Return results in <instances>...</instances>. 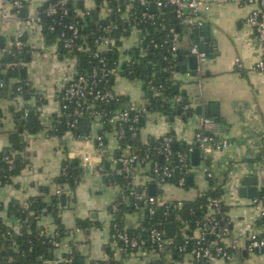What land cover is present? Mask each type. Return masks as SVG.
Wrapping results in <instances>:
<instances>
[{
  "label": "crops",
  "instance_id": "obj_1",
  "mask_svg": "<svg viewBox=\"0 0 264 264\" xmlns=\"http://www.w3.org/2000/svg\"><path fill=\"white\" fill-rule=\"evenodd\" d=\"M206 1L200 18L203 25H207L208 33L196 35L198 40L203 38L208 43L207 51L210 52L202 66V74L198 76L197 61L195 63L186 53L192 42H199L192 36L193 31L178 34L177 45L184 53L171 74L192 113L181 120L177 113L166 115L157 110L148 111L139 123V139L142 143H149L171 132L174 134L173 149H184L194 144V132L200 125V118L206 115L211 120L210 129L218 130L229 145L207 155L199 151L197 166L192 165L189 155L191 168L186 186L151 180L147 168L141 164L134 169L135 181L138 185H145L147 193L149 186L154 185L153 195L159 201H190L211 188V181L204 172V165H208L220 182V197L230 222L229 239L225 241L229 243L231 238L236 241L227 259L218 258L212 264H264V254L249 250L247 240L250 232L263 230L260 210L254 199L260 187H264V72L253 68L261 56L262 46L245 22L249 6L244 0ZM40 2L42 0L31 1L25 6L24 14L21 9L14 12L10 6L8 15L0 10V55L11 49L14 38L24 32V55L15 67L18 76L9 77L7 88L2 85L0 88V151L9 146L8 134L18 131L24 141L18 154L25 161L11 182L0 184L1 223L20 233L22 220L8 214L9 204L23 206L31 198L39 197L47 205L55 203L56 212L52 214L43 209L37 227L47 235L57 229L64 230L61 244L54 247L51 257L43 260V264H57V260L71 251L75 252L78 264L106 260L110 253L119 264L157 261L162 264H197L186 253L170 251L156 256L145 245L123 252L118 249V242L111 241L112 203L123 208L121 222L125 229H136L141 225L144 209L129 211V200L122 195L120 186L107 182L106 174L98 170L101 164L113 172L119 162L108 161L106 155L100 156L95 136H103L107 154L115 158L126 154L118 147L115 133L104 124L90 123L85 119L81 120L85 122L83 127L80 121L76 130L70 132L59 121L58 94L69 75L83 67L79 59L76 62L71 57L61 56L57 43L48 42L39 26L29 20L37 12ZM75 2L78 7H82L83 2L87 5L86 0ZM129 38L131 41H127ZM138 38L139 33L132 29L121 41L119 51L123 57L119 60L135 55L133 47ZM8 55H4L6 60L11 58ZM235 58L241 63L240 69L235 66ZM21 68L23 73H20ZM18 81L29 88L25 93L12 96L13 85ZM132 82L119 75L113 79L112 88L124 98L126 105L140 102L138 105L146 106L149 98L146 91L142 85L135 86ZM24 104L29 105L27 111L34 110V116L31 122L24 121L19 128L13 113ZM198 104L203 105L200 114L195 111ZM64 162L81 169L80 178L73 187L59 179ZM246 177L256 179L253 196L248 195V186L241 184ZM62 194L65 196L63 200L60 199ZM186 234L194 236L195 230L189 228Z\"/></svg>",
  "mask_w": 264,
  "mask_h": 264
},
{
  "label": "built area",
  "instance_id": "obj_2",
  "mask_svg": "<svg viewBox=\"0 0 264 264\" xmlns=\"http://www.w3.org/2000/svg\"><path fill=\"white\" fill-rule=\"evenodd\" d=\"M33 0H0V10L8 15L10 6L14 12L28 5ZM76 0H42L38 4L37 12L31 16L42 32L43 14L51 18L47 23L49 31L54 30V25L58 27V35L54 42L65 50L66 57L79 59L76 51L84 53L86 65L76 73L70 74L58 94L60 102L59 121L70 132L76 130L82 119L90 123H100L109 127L114 133L120 148V140H123L122 149L126 151L125 155L115 158L112 154L105 152V142L102 135L95 136V145L100 156L106 155V159L111 162L118 161L117 167L113 173L123 175L127 178L126 195H124L134 210L144 209V216L154 214L157 205H164L166 202L159 201L154 195L147 193L145 185H138L135 181L134 169L137 164L146 167L148 176L156 182H169L175 178L173 183L184 186L190 173L189 155L191 151L198 148L202 154H209L213 150L225 149L229 142L219 134L218 130L210 129L211 120L208 117L200 118V125L194 132V144L184 149H173L174 134L165 133L156 139L155 145L142 143L140 152L131 145L130 141L139 138V123L141 118L149 111L145 105H136L129 103L126 105L112 88L113 79L121 75L125 65L132 62L131 55L123 60L118 59L112 64L108 61L106 53L114 48L119 51L121 41L128 36L132 29L139 33L133 51L135 55L144 56L147 53V43L145 36L148 33L147 24L157 23L161 29H166V19L164 8L171 7L178 27L183 29L184 33H190L195 28L203 25L200 18V12L206 8V0H91L93 5L87 6L83 2L82 7L76 5ZM115 1V2H114ZM249 6V12L245 17L246 24L251 28L256 40L262 46L261 56L255 61L253 68L264 72V0H244ZM114 3L111 7L110 3ZM123 7H121V3ZM144 5L143 11L138 12L134 3ZM151 4L155 5V11H150ZM40 13V14H39ZM71 13L69 20L64 19ZM116 14L123 20L124 27L121 29L113 20L107 21L109 16ZM92 23L93 27L87 32L82 33L83 28ZM118 32V37L113 36L114 31ZM127 32V33H125ZM43 34V33H42ZM24 32L19 33L13 40L12 48L4 52L12 56L22 53L24 48ZM43 37L44 34H43ZM153 40L151 39L150 42ZM178 34L169 29L165 32L162 43L168 46L171 57H176L179 50ZM90 43V44H88ZM92 45V46H91ZM77 49V50H76ZM188 55H194L197 60L198 76L202 74V66L207 61L209 54L201 49L198 44L192 42L187 51ZM10 58V59H11ZM166 58V57H165ZM6 60L0 55V73H6L14 69L19 63L17 61ZM235 66L241 68L238 58H235ZM172 67V66H170ZM1 86V82H0ZM20 90V86L16 88ZM148 89L151 94L159 95L165 99L162 92L163 86L154 85L151 80L148 82ZM180 94H174L169 101L171 106L180 108L179 118L182 120L189 109V104L183 101ZM112 108H108L107 106ZM126 139L127 142H126ZM3 159L8 163V169L13 168L12 158L5 155ZM100 172L103 167L98 166ZM64 172V170H63ZM206 177L211 181V188L220 190V182L216 175L204 165ZM110 184H116L115 181H109ZM1 184V180H0ZM142 187L141 188H139ZM124 190H121L123 193ZM125 192V191H124ZM260 210V219L264 218V187H260L259 194L254 199ZM223 200L220 196L209 198L207 209L200 219L194 221V236L186 234L189 229L187 222L178 218V234L181 243L175 239V229L172 237H166L164 230L155 226H139V231L128 232L125 228L121 229L116 220L118 210L117 203L110 205L111 221V241L119 243L118 249L123 252H129L138 246H149L156 256H161L176 249L180 253L191 255L197 264H212L218 258L227 259L230 256V248L235 247L236 241L232 238L226 242L230 233L228 225L230 224L226 212L222 210ZM167 207V206H166ZM261 232H250L247 236L248 248L255 253L264 254V223ZM140 231L146 235L141 239ZM55 231L52 236H56ZM229 239V238H228ZM51 244L57 247L61 240H51ZM72 258H61L57 260L71 262ZM88 264H100L95 260Z\"/></svg>",
  "mask_w": 264,
  "mask_h": 264
},
{
  "label": "trees",
  "instance_id": "obj_3",
  "mask_svg": "<svg viewBox=\"0 0 264 264\" xmlns=\"http://www.w3.org/2000/svg\"><path fill=\"white\" fill-rule=\"evenodd\" d=\"M115 2V1H114ZM121 3V2H120ZM123 7L122 3L120 4ZM135 8L138 12L143 11L144 5L138 4V2L134 3ZM110 6L113 7L114 3H110ZM40 14V13H39ZM41 15L42 19V33L44 34L46 40L48 42H54L58 35V27L56 24L54 25V30L49 31L47 29V23L51 22L50 17H46L43 14ZM164 15L167 17L166 19V29H161L157 23L147 24L148 33L145 36V43H147V53L144 56L140 55H132V62L129 65H125L123 70L121 71V75L127 77L130 80H139L141 85L145 91L148 89L149 80L156 86L161 84L163 86L162 92L165 95V99H162L159 95L151 94L148 98V102L146 107L149 111H159L162 114L173 115L180 114V108L177 109V106H171L169 101L170 97L174 94H180L178 86L175 81L172 80L171 74L174 71L176 65L183 57L184 51L180 49L177 52L176 57H171L168 46L162 43L165 32H169V29L179 34L183 33V29L177 26L176 19L174 17L173 12L171 11V7L164 8ZM72 16L71 13L68 14L64 19L69 20ZM116 14L109 16L107 21L113 20L117 23L119 28H123V20H121L118 16L115 17ZM93 27L92 23H88L82 30V33H87ZM127 33V32H125ZM113 36L118 37V32L115 30L112 33ZM153 40L150 42V40ZM90 44V43H88ZM92 46V45H91ZM77 50V49H76ZM210 55V52L207 51ZM58 53L62 56L65 53V50L62 49L60 43L58 45ZM78 57L84 55L81 51H76ZM187 53V52H186ZM185 53V54H186ZM24 52L19 55L12 56L11 61H17L19 58H22ZM108 61L112 64L118 59V51L117 49H113L110 53L105 54ZM166 57V58H165ZM6 59V58H5ZM88 59V58H87ZM87 59L84 63V66L88 65ZM172 66V67H170ZM81 70V69H80ZM18 76L17 69L8 70L6 73H0V82L3 86V83L7 82L9 77ZM2 86L0 88H2ZM20 86V90L16 88ZM28 85L22 81H18L13 85L12 96H17L18 94L25 93L28 89ZM121 100L124 99L122 96ZM183 99V98H182ZM183 101H185L183 99ZM108 108H112L111 106H107ZM1 113V110H0ZM192 113L191 108L187 110L186 115L183 116V119H187ZM14 121L18 125V127L22 128L23 124L21 122V117L18 112L13 113ZM57 125V122H56ZM109 128V127H108ZM9 146L6 147L5 150L0 151V180L1 183H9L12 181V178L19 173L25 161L18 154V151L22 149L24 145L23 139H21L18 131L10 132L8 134ZM128 139H126L127 142ZM120 148L122 147L123 140H120ZM131 145L136 149L137 152L141 151L142 144L140 139H135L130 141ZM156 140L150 141V145H155ZM122 149V148H121ZM17 151V153H15ZM5 155H10L12 158L13 168L8 169V163L3 159ZM64 170V172H63ZM103 173L105 175V179L107 182L115 181L116 184L120 186V190H124L122 195H126V182L127 178L123 175L115 174L110 170L109 167L103 165ZM81 169L74 164H69L67 162L63 163V169L59 176L60 181L67 182L71 187L75 185V183L80 178ZM174 177L169 182L175 181ZM187 185V180L184 186ZM142 189V187L139 186ZM221 191L218 189L209 188L208 191L200 194L194 200H184V201H168L164 205H157L156 210L153 215L147 217L144 216V219L141 223L144 227L155 226L160 229H163L164 224L170 221V217L173 216V223L175 227V239L181 243V238L178 234L179 221L178 218L185 220L189 226V228L194 227V221L196 219L202 218L206 209L207 202L209 198H213L216 196H220ZM54 200V199H53ZM54 201H52L53 203ZM118 205V210L116 213V220L118 226L123 229V224L121 222V210L120 205ZM167 206V207H166ZM43 209L45 212H51L55 214L56 205L53 203L52 205H47L41 198L34 197L27 201L26 205L21 206L18 203H10L7 209L9 215H14L19 217L21 221V232H13L10 228L6 227L1 223L0 220V264H43V260L51 257L52 250L54 246L51 244V240H60L62 235L64 234L63 229H57V235H47L42 228L37 227V221L40 218L41 214H43ZM129 211L133 210V207L130 205L127 208ZM222 210L225 211L226 207L222 206ZM261 223H264V218L260 219ZM128 232H136L139 231V227L136 229L126 228ZM141 239H145L146 235L140 231ZM172 251L178 252L176 249ZM72 258L71 262L60 261L57 264H78L77 257L74 251L66 253L62 258ZM17 258V261L15 259ZM95 261V260H93ZM91 261L90 263H92ZM100 264H119V261L114 259L112 253L106 260H97ZM150 264H162L161 261H157Z\"/></svg>",
  "mask_w": 264,
  "mask_h": 264
},
{
  "label": "water",
  "instance_id": "obj_4",
  "mask_svg": "<svg viewBox=\"0 0 264 264\" xmlns=\"http://www.w3.org/2000/svg\"><path fill=\"white\" fill-rule=\"evenodd\" d=\"M149 10L150 11H155V5L154 4H151L150 7H149ZM20 12L22 14H24L26 12V7H23L20 10ZM206 33H208L207 25H202V26H200L198 28H195L193 30L192 36L193 37H196V35L202 36L203 34H206ZM195 40H198L197 37H196ZM198 41H199L198 42L199 47L201 49H204V50L207 51V49H208V43L206 41H204L203 38L199 39ZM107 53H110V51H108ZM1 56H2V58H4V54L3 53H1ZM7 57L9 58V55ZM190 58L196 63L197 60H196V57L194 55H191ZM79 63H80V66L84 67V63H85V56L84 55H81L79 57ZM23 72H24V69L21 68L20 69V73H23ZM22 77H23V75H22ZM3 88H5V89L7 88V83L6 82L3 83ZM146 94H147V97H150L151 96V91L150 90H147L146 91ZM202 107H203L202 104H198L196 106L195 111L198 114H200ZM210 107L212 108L213 105L211 104ZM27 108H29V105H25L24 104L20 108H18L16 111H14V112H18L19 113V116L21 117V122H24V121L31 122V120L33 119L34 110L30 109V110L27 111L26 110ZM11 109H13V107ZM204 117H206V115H204ZM142 120L143 119L141 118L140 124L142 123ZM84 123H85L84 121H81L80 126L84 125ZM175 150H177V149H175ZM190 159H191L192 165H194V166L199 165V149L198 148H195L193 151H191V153H190ZM188 180H189V178H188ZM255 182H256V179L254 177H246V179L244 181H242V183H241L242 186H248V189L247 190H248V195L249 196H253L256 193V187L254 186L255 185ZM149 194L150 195H153L154 194V185H150L149 186ZM64 197L65 196L62 194L60 196V199L63 200ZM172 220H173V216H171L170 217V221L167 222L166 224H164V226H163L164 235L166 237H172L173 236L175 227H174V223H173ZM15 261H17V258L15 259ZM13 264H16V262L13 263Z\"/></svg>",
  "mask_w": 264,
  "mask_h": 264
},
{
  "label": "rangeland",
  "instance_id": "obj_5",
  "mask_svg": "<svg viewBox=\"0 0 264 264\" xmlns=\"http://www.w3.org/2000/svg\"><path fill=\"white\" fill-rule=\"evenodd\" d=\"M86 3H87V6H92L93 5L91 0H86ZM127 41H131V38L127 39ZM122 45H124V42H122ZM118 57L119 58L123 57V54H122L121 51H118ZM132 81H133L132 84L135 85V86H137V85L140 86L141 85V82L139 80H132ZM138 82H139V84H138ZM144 97H145V94H144ZM144 97H143V100H144ZM139 103H137L136 105H138Z\"/></svg>",
  "mask_w": 264,
  "mask_h": 264
}]
</instances>
